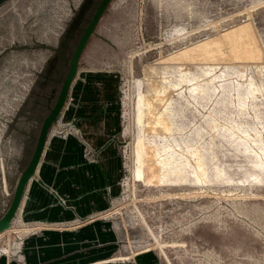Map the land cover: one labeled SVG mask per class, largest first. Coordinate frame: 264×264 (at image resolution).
<instances>
[{"label":"water","instance_id":"95a60500","mask_svg":"<svg viewBox=\"0 0 264 264\" xmlns=\"http://www.w3.org/2000/svg\"><path fill=\"white\" fill-rule=\"evenodd\" d=\"M140 0H0V264H170L132 202Z\"/></svg>","mask_w":264,"mask_h":264},{"label":"rangeland","instance_id":"374dc122","mask_svg":"<svg viewBox=\"0 0 264 264\" xmlns=\"http://www.w3.org/2000/svg\"><path fill=\"white\" fill-rule=\"evenodd\" d=\"M140 33L143 48L131 60L133 204L170 264H264V221L251 215L254 208H259L264 216V183L251 186L227 182L170 184L159 181L153 164L158 156L153 146L155 142L176 147L183 158L189 159L192 166L195 164L191 151L179 146L180 149L173 143V137L176 132L185 135L209 115L218 87L215 85L217 93L213 99L202 106L187 98L189 83L179 86L189 107L196 111L190 126L183 130L169 133L161 125L154 127V118L150 115L145 116L144 122L138 119L141 94L149 98L148 88L158 86L160 77L169 72L178 75L180 70L194 71L197 66H209L211 75L219 74L225 66L234 67L239 72L232 80L246 83L249 77L253 78L257 94L262 92L263 97L258 94V98L264 103V0H140ZM200 44H206V50L191 51ZM243 45L254 51L252 58L245 55ZM217 49L222 56L215 54ZM220 79H216V84H220ZM176 91H168L166 98L173 97ZM233 107L236 109L235 105ZM214 117L218 122L224 121L221 114L214 113ZM248 117L253 119V114L248 113ZM257 125L264 137V124ZM143 126L144 160L150 177L146 176L147 180L136 174L137 141ZM262 155L264 157V152ZM151 173L156 176L152 177Z\"/></svg>","mask_w":264,"mask_h":264},{"label":"bare ground","instance_id":"6f19581e","mask_svg":"<svg viewBox=\"0 0 264 264\" xmlns=\"http://www.w3.org/2000/svg\"><path fill=\"white\" fill-rule=\"evenodd\" d=\"M236 33L238 34L237 31ZM225 41H227V39ZM248 42V45H251L252 42ZM234 43L235 42H233V44ZM195 46L196 47L191 50L194 53H201L202 50H206L207 48L206 44ZM244 46L245 45H243V48H245V55L247 54L252 58L254 51L250 47ZM215 54L217 56H222V53H220L218 49ZM256 54L257 52L255 55ZM245 55L243 58H245ZM208 67L197 66L194 71H189L188 69L186 72L180 70L178 75L174 72H169L168 75H163L164 77L159 78L158 86L151 87L150 89L147 87L151 93L149 98H147L146 94H141V97L139 98V121L144 122L145 116L150 115L154 118V127L161 125L166 132L171 133L173 131L183 130L187 125L190 126L189 123H191V120L196 115L195 109L189 107V103L182 94L183 92H180L179 86L189 83L187 98L189 101L198 104L200 103L201 105L213 99L217 93V89H219L215 100H213L214 107L211 111H208L209 115L207 117L205 116L201 122H198V124L191 128V130L185 135L181 136L179 132H176V135L173 137V143H176L178 147L180 146L181 148L190 150L191 155L195 156V164L193 166L189 159L183 158L182 154L177 151L176 147L154 141L155 143H153V146L156 148L158 156L153 163L155 166H153L158 171L159 181L170 184L183 182L189 184H197L200 182L217 184L220 182H227L245 184L247 186L263 184L264 157L262 153L264 152V137L260 134V127L257 125L258 123L264 124V103L258 98L260 97L258 94L262 92L259 88L260 91L258 92L260 93L257 94L258 88L255 86L254 79L251 77L248 78L246 83L234 79L232 80V77H237L236 73L238 74L239 72H237L232 66V68L229 66H225L221 69L219 68L220 73H213L212 75L209 73L210 71ZM243 70L245 69L243 68ZM248 70H250L249 67ZM201 77L203 78L200 79ZM217 78H221L219 80L220 84H216L215 81ZM151 84L149 83V85ZM215 85L218 87L217 89L215 88ZM172 89L177 91L174 95L171 93L173 97L167 99V92ZM181 91H183V89ZM260 95L263 97L262 94ZM164 101H166V103L162 104ZM234 105L236 109H234ZM214 113L221 114L224 121L218 122L216 120L217 118L214 117ZM248 113L249 115L253 114V119H249ZM146 122L145 124H147ZM144 129L145 126L140 130L138 136L136 157V174L143 179H145L146 176L149 177V171H146L147 165L144 160V157L146 158ZM159 131L160 130L157 132ZM156 150L154 152H156ZM154 175L156 176V174ZM154 175H152V177ZM251 215L256 220L264 221V216L261 214L259 208H254Z\"/></svg>","mask_w":264,"mask_h":264}]
</instances>
